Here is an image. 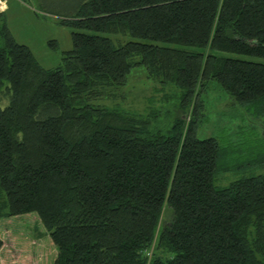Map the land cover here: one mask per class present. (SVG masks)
I'll return each mask as SVG.
<instances>
[{
  "label": "trees",
  "instance_id": "16d2710c",
  "mask_svg": "<svg viewBox=\"0 0 264 264\" xmlns=\"http://www.w3.org/2000/svg\"><path fill=\"white\" fill-rule=\"evenodd\" d=\"M61 23L73 47L45 68L0 12V220L36 213L54 264H264V174L218 186L198 137L212 84L264 118V62L213 54L264 59V0H87ZM138 66L183 117L96 104Z\"/></svg>",
  "mask_w": 264,
  "mask_h": 264
},
{
  "label": "rangeland",
  "instance_id": "374dc122",
  "mask_svg": "<svg viewBox=\"0 0 264 264\" xmlns=\"http://www.w3.org/2000/svg\"><path fill=\"white\" fill-rule=\"evenodd\" d=\"M87 0H0L4 18L16 41L28 46L45 68L60 65L63 53L73 47L70 26L61 21L70 17L78 5ZM133 40L130 37L115 38ZM187 50L208 53L207 49ZM228 58L264 62L262 58L246 57L233 53L213 52ZM117 98H104L96 104L118 107L146 115L153 109L161 111L162 120L171 121L184 116L178 111L179 101L175 88L166 87L147 77L144 67H136L125 87L114 89ZM0 97L2 95L0 94ZM206 110L198 130V137H215L221 145L220 166H229L228 172L218 173L216 184L226 186L241 176L264 174V167H253L264 153V118L255 119L250 112L253 106H239L218 85L212 84L204 95ZM6 107L8 102H3ZM169 109L170 112H166ZM0 238L4 246L0 251V264H54L57 246L36 213L0 220ZM151 256V253L149 254Z\"/></svg>",
  "mask_w": 264,
  "mask_h": 264
},
{
  "label": "crops",
  "instance_id": "0c3cea01",
  "mask_svg": "<svg viewBox=\"0 0 264 264\" xmlns=\"http://www.w3.org/2000/svg\"><path fill=\"white\" fill-rule=\"evenodd\" d=\"M4 11V9L2 8V9H0V12H3Z\"/></svg>",
  "mask_w": 264,
  "mask_h": 264
}]
</instances>
